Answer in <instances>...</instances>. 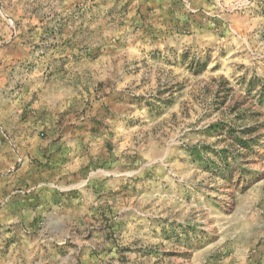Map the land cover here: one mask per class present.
Here are the masks:
<instances>
[{"label":"rangeland","instance_id":"rangeland-1","mask_svg":"<svg viewBox=\"0 0 264 264\" xmlns=\"http://www.w3.org/2000/svg\"><path fill=\"white\" fill-rule=\"evenodd\" d=\"M0 264H264V0H0Z\"/></svg>","mask_w":264,"mask_h":264},{"label":"crops","instance_id":"crops-1","mask_svg":"<svg viewBox=\"0 0 264 264\" xmlns=\"http://www.w3.org/2000/svg\"><path fill=\"white\" fill-rule=\"evenodd\" d=\"M2 193H3V192H2V189L0 188V197L2 196Z\"/></svg>","mask_w":264,"mask_h":264}]
</instances>
